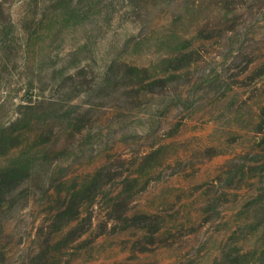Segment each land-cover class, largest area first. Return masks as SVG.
I'll list each match as a JSON object with an SVG mask.
<instances>
[{
	"label": "rangeland",
	"instance_id": "rangeland-1",
	"mask_svg": "<svg viewBox=\"0 0 264 264\" xmlns=\"http://www.w3.org/2000/svg\"><path fill=\"white\" fill-rule=\"evenodd\" d=\"M262 257L264 0H0V264Z\"/></svg>",
	"mask_w": 264,
	"mask_h": 264
},
{
	"label": "trees",
	"instance_id": "trees-1",
	"mask_svg": "<svg viewBox=\"0 0 264 264\" xmlns=\"http://www.w3.org/2000/svg\"><path fill=\"white\" fill-rule=\"evenodd\" d=\"M96 176V175H95ZM99 179H102L101 175H98ZM97 177H93V179L87 184L84 185L82 187H80L78 190H73V192L71 193V197L70 200L69 198L67 199L68 203L65 205V208L62 209L63 210V215H68V217H70L69 219H71L72 217H77L78 215V205H75V200L76 199H81V196L83 197V200L87 199L88 197H93L95 195V187L97 186L96 184V179ZM78 195V197H77ZM82 200V201H83ZM74 211V213H73ZM262 259H264V257H262ZM260 264H264V263H260Z\"/></svg>",
	"mask_w": 264,
	"mask_h": 264
}]
</instances>
